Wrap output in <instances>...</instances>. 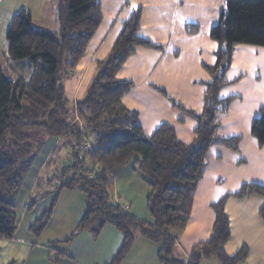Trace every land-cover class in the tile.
Listing matches in <instances>:
<instances>
[{"label": "trees", "instance_id": "obj_1", "mask_svg": "<svg viewBox=\"0 0 264 264\" xmlns=\"http://www.w3.org/2000/svg\"><path fill=\"white\" fill-rule=\"evenodd\" d=\"M55 12L56 32L34 29L31 14L21 8L11 17L5 33L8 59L13 63L27 61L31 73L28 80L13 82L0 71V240H12L17 231L14 201L32 162L27 132L35 129L47 137L68 140L71 159L47 180L56 184L52 192L29 199L30 210L47 195H54L51 204L28 227L33 237L39 238L50 223L59 194L77 190L85 198V210L73 234L52 245H67L80 233H88L96 240L106 226H111L121 234L122 243L110 264H122L133 248L135 234L158 246L159 264H199L209 258L221 264H243L248 255L245 246L231 256L221 249L230 238L225 203L230 197L256 195L264 199V185L244 184L212 203L215 219L210 236L194 247L186 260L175 257L172 235L182 232L189 222L210 147L218 144L238 152L240 137L217 136L218 115L223 116L233 100H219L218 93L230 83L225 76L237 46L264 48V0H225L218 24L210 29L209 37L216 45L215 61L211 66H203L211 81L205 84L201 113L185 111L172 103V107L185 112L197 124L190 144L182 143L169 125H161L145 137L137 124V114L123 106L122 99L133 85L117 80V71L135 47H155L137 36L139 10L123 24L110 52L98 63L85 96L74 107H69L65 100L60 81L83 56L101 22V8L97 0H56ZM185 31L194 34L197 27L186 26ZM77 116L79 119L73 121ZM84 135L92 137L87 157L98 165L92 176H88L91 168L88 170L78 159ZM250 135L258 147H264V106L251 123ZM129 164L144 176L149 188L146 207L151 224L130 216L109 194V173ZM258 214L264 223V204ZM64 256V251L57 252L55 260L49 259V263L59 264Z\"/></svg>", "mask_w": 264, "mask_h": 264}, {"label": "crops", "instance_id": "obj_2", "mask_svg": "<svg viewBox=\"0 0 264 264\" xmlns=\"http://www.w3.org/2000/svg\"><path fill=\"white\" fill-rule=\"evenodd\" d=\"M47 1V6L54 9L50 17L53 29L49 31L56 32V0ZM97 1L101 8V22L81 59L60 81L69 107H74L83 99L96 74L98 63L110 52L123 24L139 10L137 36L155 47H135L117 71V80L133 85L122 99L123 106L137 114V124L145 137L151 136L159 126L169 125L182 143L190 144L194 140L193 131L197 124L185 112L172 107V103L185 111L201 113L205 84L211 81L203 66H211L215 61L216 45L210 39L209 32L218 24L225 10V0ZM3 2L1 0V4ZM21 8L26 9L23 4L19 5L13 9V15ZM29 13L33 28L46 31L44 20L35 19ZM11 17L6 23L4 17L0 19V62H5L4 66L9 70L10 77L7 80H28L31 73L29 63H13L7 57L5 31ZM186 26L197 27V32L187 34ZM225 80L230 83L221 88L218 98L233 100L226 113L218 116L217 136L222 139L240 137L241 140L237 153L216 144L210 147L206 155L205 174L197 185L189 222L182 232L172 235L176 243L174 255L182 260H186L194 247L209 238L215 219L210 208L212 203L233 194L244 184L264 185V147H258L250 135L251 123L264 106V48L237 46ZM54 139L56 142L42 163L46 169L55 153L57 156L64 155L71 147L66 139ZM58 142L64 144L66 149L60 150ZM109 176L113 181V196L121 207L133 218L151 224L150 214L149 220L141 209L149 194L144 176L133 164L115 169ZM221 176H224V180ZM121 190L123 192L120 194ZM76 191L66 193L65 197H72L73 204L67 209L71 214L65 217L67 219L62 226L60 223L56 226L59 231L54 230L53 215L39 238L33 237L28 230L26 238L24 234L19 236L16 232L12 240L5 241L8 246L7 261L14 258L18 261L15 264H50L31 258L36 250H42L49 253L48 258L55 251H64L65 256L59 264H110L122 243L121 234L111 226H106L96 240L88 233H80L67 245H52V242L64 241L73 234L85 210V198ZM121 195L126 197L125 200L122 201ZM134 202L138 203L137 208ZM263 204L264 199L256 195L227 199L224 212L229 221L230 238L221 248L227 256L245 246L248 255L243 264H264V223L258 214ZM135 237L133 248L122 264H159L158 261H151L157 260L158 246L138 234ZM41 242L49 248L40 246ZM128 259L131 262H127ZM209 259L215 262H205ZM209 259L199 264H221L215 258Z\"/></svg>", "mask_w": 264, "mask_h": 264}, {"label": "rangeland", "instance_id": "obj_3", "mask_svg": "<svg viewBox=\"0 0 264 264\" xmlns=\"http://www.w3.org/2000/svg\"><path fill=\"white\" fill-rule=\"evenodd\" d=\"M47 3L49 4V2L47 0H4L3 4H1V0H0V19L4 17L5 23H6L8 17H11L13 15V12H12L13 9H15V7L23 4L24 7H26V9L27 8L29 9V11L33 14L35 19L42 18L44 20V23L46 24V27H47L46 31H49V30L53 29V28H51L52 22L50 20V17H51V14L54 13V9H53V7L52 8L48 7ZM42 9H44V12L42 11ZM45 9H46V11H45ZM9 15H11V16H9ZM5 33H6V31H5ZM4 63L5 62H0V70L3 71L4 77L6 74V79H8V77H10V73H9L8 68L6 66H4ZM6 69H7V72H6ZM76 118L79 119L77 116L73 119V121H76L77 120ZM224 128H227V127L224 126ZM27 134L29 136V142L32 145V153H31V161L32 162H31L30 166L28 167V169L25 171L22 187H21V189H20V191H19V193H18V195L14 201L15 213H16L17 219H18L16 232H17V234H19V236L24 234V236H23L24 238H26V236H27L26 232L28 230L27 229L28 226L33 223L35 216L41 215L43 213V211L51 204L54 195L53 194L47 195L44 199L38 201L30 210H29V199L31 197H34L37 195H44L43 193L52 192L54 190V187L56 186V184H54V183L49 184L47 182V180L52 178L57 172H60L59 169L61 168L62 163L66 160L67 153L70 152V150L68 149L69 151L66 154H64V155L59 154L58 156H57V153H55L53 156V159L50 160L51 162L49 161V163H48V168L47 169L45 167L43 168L42 163L44 162L45 156L50 151V149H52L56 140L54 138L53 139L48 138L44 134V132L39 131V130H35V129L28 131ZM57 144L61 146V148H59L60 150L62 148L66 149L64 144H62L60 142H58ZM56 147H57V145H56ZM57 151H58V149L56 150V152ZM87 156H88V154H87ZM88 160H89V157H88ZM94 165H95V163H92L90 161L88 163H85V166H86V168H88V170L91 168V170L88 171V176L93 175ZM221 177L224 180V178H223L224 176H221ZM73 191H76V190H73ZM113 191H114V188H113V181H112V186H111L110 193H109V194H111L112 197H114ZM67 192H72V191H63L59 194L56 206H55L54 211H53L54 219L52 221L53 222L52 224H53L54 230L56 232L59 231L56 228V226L59 223L62 226L64 220L67 219L65 217H68L67 215L71 214L69 211H67V209L70 207V205L73 204L71 201L72 197H70L69 195L67 197H65ZM76 192H79V191H76ZM122 192L123 191L121 190L120 194ZM121 198L123 201V200H125L126 197L124 195H121ZM144 202L145 203H142V207L141 206L140 207L143 210L144 216L146 218L149 215L148 210L146 209V199ZM134 203H135L136 208H137L138 203H136V202H134ZM149 217H150V215H149ZM149 217H148V219L150 220ZM52 218H53V216H52ZM40 246H43L45 249L49 248V246H46V244L44 242H41ZM7 248H8V246L5 245V241L0 240V264H5V262H8V261H9V263H6V264H15L14 262H18L16 259L10 258V260L7 261V258H5L7 255V252H8ZM39 253H40V255H39ZM47 254H49V253H46V251L36 250L33 253V255L31 256V258L32 259L38 258L37 259L38 262H51V261L55 260L56 255H57V251H55L53 254L51 253L50 258L47 257ZM43 256H45V257L43 258ZM49 259H51V261ZM151 261L157 262V260H155V259H153ZM211 261L215 262V261H213V259H209V261H205V262H211ZM30 262H33V261H30ZM127 262H131V259H128Z\"/></svg>", "mask_w": 264, "mask_h": 264}, {"label": "built area", "instance_id": "obj_4", "mask_svg": "<svg viewBox=\"0 0 264 264\" xmlns=\"http://www.w3.org/2000/svg\"><path fill=\"white\" fill-rule=\"evenodd\" d=\"M91 143H92V137L89 135H84L83 136V142H82L81 146L78 148V156H79L78 159L82 160L85 163H88L90 161V160H88L87 154H88V151L91 149ZM66 157H67L66 160L62 164L70 161V159H71L70 152L67 153ZM93 168L96 170L98 168V165L95 164ZM113 198L117 202V199L115 198V196Z\"/></svg>", "mask_w": 264, "mask_h": 264}]
</instances>
